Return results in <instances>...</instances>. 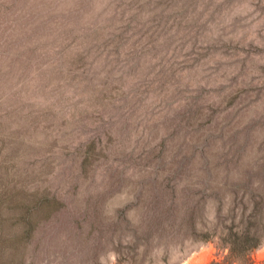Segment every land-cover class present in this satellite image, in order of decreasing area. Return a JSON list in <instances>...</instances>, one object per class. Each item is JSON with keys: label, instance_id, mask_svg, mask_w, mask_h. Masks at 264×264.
<instances>
[{"label": "rangeland", "instance_id": "1", "mask_svg": "<svg viewBox=\"0 0 264 264\" xmlns=\"http://www.w3.org/2000/svg\"><path fill=\"white\" fill-rule=\"evenodd\" d=\"M262 198L264 0H0V206L57 202L28 262L222 264Z\"/></svg>", "mask_w": 264, "mask_h": 264}, {"label": "trees", "instance_id": "2", "mask_svg": "<svg viewBox=\"0 0 264 264\" xmlns=\"http://www.w3.org/2000/svg\"><path fill=\"white\" fill-rule=\"evenodd\" d=\"M55 206L57 202L50 199L20 212L12 210L10 205L6 211L0 206V264H32L27 261V254L36 232L35 218L45 211L44 218L48 219ZM201 237L208 240L210 234ZM220 239L227 250L222 264H253L254 252L264 245V198L254 202L247 224L227 227Z\"/></svg>", "mask_w": 264, "mask_h": 264}]
</instances>
